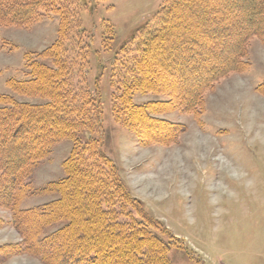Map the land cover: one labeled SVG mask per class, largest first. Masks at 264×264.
I'll return each mask as SVG.
<instances>
[{
	"label": "trees",
	"instance_id": "16d2710c",
	"mask_svg": "<svg viewBox=\"0 0 264 264\" xmlns=\"http://www.w3.org/2000/svg\"><path fill=\"white\" fill-rule=\"evenodd\" d=\"M77 2L0 0L2 27L26 29L45 11L58 17L56 41L40 53L24 55V78L9 79L10 94L0 95V205L11 210L22 239L14 249L37 255L43 264H170L172 238L163 242L159 232L165 231L147 214L131 218L124 213L134 201L103 151L98 93L72 84L73 74L84 84L91 53L89 37L84 47L73 44ZM188 4L206 15L197 27L199 38L192 42L178 37L179 13ZM253 38L264 44V0H165L154 22L132 35L122 50L123 61L113 63L110 87L116 123L142 143H165L158 132L170 126L155 115L167 106L198 109L215 84L243 72ZM135 95L167 100L136 104ZM62 141L71 143L62 163L64 176L41 189L57 198L18 209L17 197L26 190L22 181Z\"/></svg>",
	"mask_w": 264,
	"mask_h": 264
},
{
	"label": "rangeland",
	"instance_id": "374dc122",
	"mask_svg": "<svg viewBox=\"0 0 264 264\" xmlns=\"http://www.w3.org/2000/svg\"><path fill=\"white\" fill-rule=\"evenodd\" d=\"M77 3L73 44L84 47L89 37L91 53L84 66L88 73L84 84L78 74H73L72 84L98 93L103 151L134 201L125 208V215L136 218L145 213L165 231L159 232L163 242L172 238L174 244L167 252L170 264H264V44L251 39L243 72L215 84L198 109L167 106L155 115L174 128L156 131L164 135L165 143H142L114 119L111 74L114 61H123L122 50L131 44L132 35L154 22L165 0ZM179 16L178 37L188 42L199 38L197 27L206 15L188 4ZM57 29L58 17L49 11L41 12L26 29L0 26V95L10 94L9 79L24 78V55L49 48L56 41ZM95 78L97 85L92 89ZM133 100L143 104L167 99L135 95ZM70 150L69 141L51 148L22 181L26 190L17 197L18 209L57 198L41 189L64 176L62 163ZM12 217L11 210L0 205V264H43L37 255L14 249L22 239Z\"/></svg>",
	"mask_w": 264,
	"mask_h": 264
}]
</instances>
